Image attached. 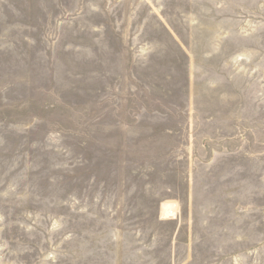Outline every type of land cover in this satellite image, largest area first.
I'll return each mask as SVG.
<instances>
[{
	"label": "rangeland",
	"instance_id": "1",
	"mask_svg": "<svg viewBox=\"0 0 264 264\" xmlns=\"http://www.w3.org/2000/svg\"><path fill=\"white\" fill-rule=\"evenodd\" d=\"M0 264H264V0H0Z\"/></svg>",
	"mask_w": 264,
	"mask_h": 264
}]
</instances>
